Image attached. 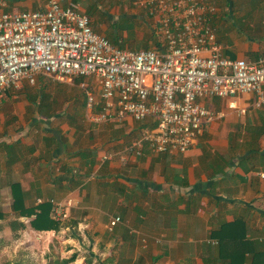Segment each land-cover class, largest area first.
<instances>
[{
	"label": "crops",
	"instance_id": "1",
	"mask_svg": "<svg viewBox=\"0 0 264 264\" xmlns=\"http://www.w3.org/2000/svg\"><path fill=\"white\" fill-rule=\"evenodd\" d=\"M63 1L85 5L90 16L97 5ZM4 3L7 11H25L46 9L48 0ZM117 5L113 12L130 9V19L152 26L133 0ZM246 7L249 35L224 39L219 30L218 38L228 56L256 60L264 57V0ZM74 81L40 74L35 85L23 81L0 100V237L55 236L60 229L37 230L30 223L36 214L22 211L72 199L68 219L105 250L94 253L103 255L100 264H264V105L254 108V94L240 98L245 114L226 109L187 152L136 155L128 145L153 124L131 116L92 122ZM223 100L206 103L217 109ZM116 216L121 221L110 227ZM17 222L25 228L14 229Z\"/></svg>",
	"mask_w": 264,
	"mask_h": 264
},
{
	"label": "built area",
	"instance_id": "2",
	"mask_svg": "<svg viewBox=\"0 0 264 264\" xmlns=\"http://www.w3.org/2000/svg\"><path fill=\"white\" fill-rule=\"evenodd\" d=\"M152 21L160 45L133 49L94 29L91 16L74 1L48 0L46 9L7 11L0 0V100L38 75L81 78L92 122L136 121L144 127L128 150L142 155L187 152L205 127L245 114L241 96L264 105V57L233 58L218 38L220 9L213 0H133ZM219 97L226 108L206 101ZM264 178V173H261ZM51 217L68 219L73 200L49 201ZM121 221L113 217L110 227Z\"/></svg>",
	"mask_w": 264,
	"mask_h": 264
},
{
	"label": "rangeland",
	"instance_id": "3",
	"mask_svg": "<svg viewBox=\"0 0 264 264\" xmlns=\"http://www.w3.org/2000/svg\"><path fill=\"white\" fill-rule=\"evenodd\" d=\"M119 1L122 0H96L97 5L90 7L94 28H99L101 25L107 26L108 30L104 33L111 40L117 42L120 40L119 43L130 48L146 49L148 44L150 48H154V42L159 38L151 23L141 21L140 17L130 19L128 16L130 9L113 12V6L115 5L116 8ZM233 1L237 3L235 4L237 8L233 6ZM247 2L248 0H220L216 3L220 12L215 21L220 32L224 34V39L236 33L249 35L242 21L243 18L247 19V15H242L243 11H247V7L244 8ZM83 9L85 10V5ZM143 15L146 17L144 13ZM74 82L79 84V96L84 95L81 80ZM66 91L67 89L60 87V95ZM221 108H226L225 100L217 107V109ZM41 235L40 233H33V235L12 233L0 237V264H100L103 255L98 259L94 253L96 249L98 253L105 252L98 244L93 243L94 241L85 235V230L71 219L62 223L60 232L55 236ZM73 255H76L75 260H72Z\"/></svg>",
	"mask_w": 264,
	"mask_h": 264
},
{
	"label": "trees",
	"instance_id": "4",
	"mask_svg": "<svg viewBox=\"0 0 264 264\" xmlns=\"http://www.w3.org/2000/svg\"><path fill=\"white\" fill-rule=\"evenodd\" d=\"M115 43H118L116 40L113 41ZM155 46L160 45V41H155L154 42ZM146 48H150L149 44L146 45ZM80 81L81 78L75 79ZM51 203L49 202H44L39 205L40 211H36L35 208L27 209L25 211H22L24 215L26 216H32V214H36L33 219H31L30 223L31 226L37 230H59L60 229V223L58 221H55L52 217H50V210H51ZM3 216L2 213H0V218ZM18 224V225H17ZM20 228H25V223L24 222H17L12 225L14 229L16 227ZM76 255H73L72 260H75Z\"/></svg>",
	"mask_w": 264,
	"mask_h": 264
}]
</instances>
